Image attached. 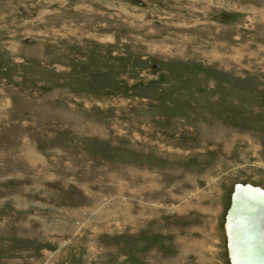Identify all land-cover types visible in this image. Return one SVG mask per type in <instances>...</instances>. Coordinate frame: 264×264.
I'll use <instances>...</instances> for the list:
<instances>
[{"label": "rangeland", "instance_id": "obj_1", "mask_svg": "<svg viewBox=\"0 0 264 264\" xmlns=\"http://www.w3.org/2000/svg\"><path fill=\"white\" fill-rule=\"evenodd\" d=\"M0 1V264H229L264 190V0Z\"/></svg>", "mask_w": 264, "mask_h": 264}, {"label": "water", "instance_id": "obj_2", "mask_svg": "<svg viewBox=\"0 0 264 264\" xmlns=\"http://www.w3.org/2000/svg\"><path fill=\"white\" fill-rule=\"evenodd\" d=\"M223 229L229 264H264V190L236 184Z\"/></svg>", "mask_w": 264, "mask_h": 264}, {"label": "flooded vegetation", "instance_id": "obj_3", "mask_svg": "<svg viewBox=\"0 0 264 264\" xmlns=\"http://www.w3.org/2000/svg\"><path fill=\"white\" fill-rule=\"evenodd\" d=\"M1 1V0H0ZM132 1H134V3L135 4H137L138 6H142V5H144V2H143V0H132ZM149 1H154V0H149Z\"/></svg>", "mask_w": 264, "mask_h": 264}]
</instances>
